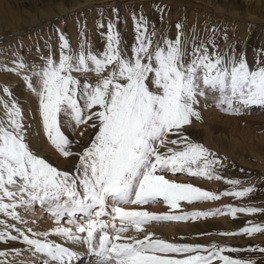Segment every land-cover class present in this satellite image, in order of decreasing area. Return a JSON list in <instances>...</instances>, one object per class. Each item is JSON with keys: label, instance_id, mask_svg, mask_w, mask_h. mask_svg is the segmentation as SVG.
Wrapping results in <instances>:
<instances>
[{"label": "snow or ice", "instance_id": "6c2138e0", "mask_svg": "<svg viewBox=\"0 0 264 264\" xmlns=\"http://www.w3.org/2000/svg\"><path fill=\"white\" fill-rule=\"evenodd\" d=\"M133 19L131 56L120 46L117 19L109 20L106 33H101L105 44L102 52L85 51V44L73 52L69 40L60 34L58 60L49 55L38 66L17 55L11 61L13 66L6 69L23 74L26 88L38 98L47 139L63 157L77 159L78 163L70 174L41 158L30 146L28 127L16 98L0 102L5 110L0 118V213L26 225L18 209L28 212L39 206L58 225L52 233H33V238L21 228H16L15 235L0 231V241L22 239L34 255L48 258L43 264H49V260L65 264L78 256L68 247L45 239L50 235L72 244H86L97 257L96 264H214L216 259L222 264H258L253 258L221 254L240 251L234 247L212 245L209 249L153 239L147 234L143 238H122L133 229L144 232L143 226L151 222H185L225 212L236 217L237 213L260 211L255 207H228L214 212L160 215L132 207L163 202L177 209L182 201L191 204L221 198L165 178L187 173L196 178L222 179L213 174L214 166L224 167L215 154L184 135V126L200 119L198 106L207 92H218L217 105H226L224 110L233 114L253 106L264 110V49L250 66L243 50L229 46L227 51H219L215 29L207 39H198L193 30V38L187 41L183 25L178 23L175 38L157 40L156 29L143 15ZM104 27L98 24V28ZM89 73L95 74L94 82L88 79ZM3 91L12 96L8 88ZM234 102L239 107H234ZM85 124L95 129V135L87 146L79 144L81 150L74 151L73 145L79 142L70 139L62 127ZM169 134L178 139H169ZM169 144L183 147L174 150ZM225 182L230 190L224 196L244 198L254 191L252 187L234 190L239 180ZM65 217L75 231L59 226ZM0 225L14 227L3 220ZM27 232L32 229L27 228ZM257 233H264V227H245L240 233L228 235ZM248 251L264 254V247ZM0 256L7 253L0 252ZM259 264H264V258Z\"/></svg>", "mask_w": 264, "mask_h": 264}, {"label": "rangeland", "instance_id": "374dc122", "mask_svg": "<svg viewBox=\"0 0 264 264\" xmlns=\"http://www.w3.org/2000/svg\"><path fill=\"white\" fill-rule=\"evenodd\" d=\"M204 1L206 5L202 4L201 0H0V102H9L15 97L28 127L31 148L58 170L72 174L78 160L63 157L47 139L42 118L38 113V98L26 88L23 74L18 75L6 70L13 66L11 61L15 60L17 55L26 63L34 62L38 66L43 64V57L49 55L58 60L60 34L69 40L73 52H78L81 44L86 45L85 51L90 49L93 53L102 52L105 44L102 42L101 33H106L109 20L117 19L116 28L122 38L120 46L122 49L126 48L127 54L131 56L135 36L133 17L139 18L143 15L156 29L157 40L175 38L179 31L176 28L178 23L183 25L185 40L193 38V30L198 39H207L212 34L211 30L215 29L219 51H227L229 46L237 51L243 50L252 66L254 59H260L261 50L264 49V0ZM212 3H215V6ZM193 17L198 18L199 28L191 26ZM101 23L105 25L104 28H98V24ZM151 30L150 28L149 31ZM73 75L82 78L79 73ZM88 79L94 82L95 74L89 73ZM4 88H8L12 96L4 92ZM218 99L219 93L215 91L207 92V98H201V104L198 106L200 119H193L189 125H185L184 135L191 142L199 143L215 154L224 167L214 166L213 174H219L222 179L196 178L187 173L169 174L165 178L176 183L191 184L221 198L216 201L191 204L182 201L177 209H170L163 202L132 207L160 215H182L196 211L214 212L216 209L228 207H255L260 211L255 214L237 213L236 217L225 212L185 222H151L143 226L144 232L137 233L133 229L122 238L136 237V235L143 238L147 234L153 239L201 245L209 249L212 245L228 249L234 247L240 251H225L221 254L243 260L253 258L259 264L264 254L249 252L248 249L264 247V233L251 236L228 234L240 233L245 227H264V110L253 106L247 109L241 108L239 114H233L224 110L226 105L218 106ZM233 106L239 107L235 102ZM4 116L3 103H0V118ZM62 131H65L73 141L79 142L73 145L74 151L81 150L79 144L87 146L95 135V129L88 127L87 124L75 128L62 127ZM169 139H178V137L169 134ZM168 147L180 150L183 145L169 144ZM229 179L241 182L234 190L252 187L254 191L244 198L224 196L222 194L230 190V186L225 182ZM33 209L40 207L36 206ZM33 209L28 212L18 209L27 222L26 225L12 221L11 217L0 213V220L5 224L14 225L11 229H5L4 225H0V231L7 230L15 235L16 228H21L30 238H33V233L36 232L52 233L58 226L55 218L43 209L37 212ZM68 219L63 218L59 226L74 230ZM45 220L51 224L50 228L49 226L43 228L40 221ZM27 228H31L32 232H27ZM45 239L60 243L74 251L75 246L64 238L50 235ZM0 252L7 253V256H0L2 264H13V262L43 264V254L34 255L22 239L11 242L0 241ZM96 259V256L84 257L77 264L84 262V264H96ZM214 264H222V262L216 259Z\"/></svg>", "mask_w": 264, "mask_h": 264}, {"label": "bare ground", "instance_id": "6f19581e", "mask_svg": "<svg viewBox=\"0 0 264 264\" xmlns=\"http://www.w3.org/2000/svg\"><path fill=\"white\" fill-rule=\"evenodd\" d=\"M108 1V0H107ZM206 1H208V2H210V0H206ZM174 3V2H173ZM201 3L202 4H204V5H206V3H205V1L204 0H201ZM217 3V2H216ZM209 5H211V4H208V6ZM212 5L213 6H215V3H212ZM219 5V4H218ZM216 7L218 8V9H221V7H219V6H217L216 5ZM216 8V9H217ZM191 26L192 27H198L199 28V21H198V18L197 17H193L192 18V21H191ZM191 40V38L189 39V40H187V41H190ZM223 41H224V39H223ZM133 42L130 40V44H132ZM190 51V50H189ZM131 55V54H130ZM5 76V75H4ZM7 76V75H6ZM1 79V78H0ZM8 81V80H7ZM214 96V95H213ZM37 112V111H36ZM35 112V113H36ZM34 116V115H33ZM36 119V118H35ZM36 121V120H35ZM45 138V137H44ZM45 144V143H44ZM34 210V209H33ZM36 210V212H37V210H41V208L40 209H35ZM34 210V211H35ZM44 212H46V211H44ZM39 213V212H38ZM40 213H42V212H40ZM39 213V214H40ZM49 218V217H48ZM80 223L81 222H84L83 221V219H80V221H79ZM40 223L42 224V226H43V228L45 227V228H47L48 226V228H50V226H51V224L48 222V221H44V222H41L40 221ZM66 227V226H65ZM45 230V229H44ZM74 231H75V229H74ZM128 238H140V237H138L137 235H136V237H128ZM73 246H75V248H73V250L76 252V253H78V256L77 257H74L71 261H65V264H77L78 262H80L84 257H90V258H92V257H94L95 255L91 252V251H89V249H88V247H87V245L86 244H73ZM45 259H48L46 256H44L43 255V261L45 260ZM43 263V262H42ZM85 263V262H84ZM83 263V264H84ZM49 264H58V262H56V261H51V260H49Z\"/></svg>", "mask_w": 264, "mask_h": 264}]
</instances>
